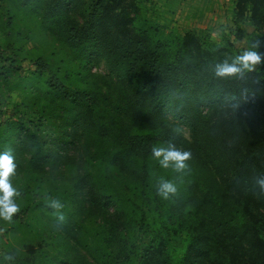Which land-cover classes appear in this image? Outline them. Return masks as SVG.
<instances>
[{"label": "trees", "instance_id": "1", "mask_svg": "<svg viewBox=\"0 0 264 264\" xmlns=\"http://www.w3.org/2000/svg\"><path fill=\"white\" fill-rule=\"evenodd\" d=\"M16 1L38 13L78 66L52 69L36 59L38 95L63 116V135L50 147L19 139L10 146L16 159L27 147L31 167L68 173L71 212L62 225L54 219L52 232L76 252L85 221L98 214L94 239L107 247L100 264H264V195L255 183L264 175V68L215 75L217 64L256 41L264 52V0L234 2L230 32L245 47L226 36L212 43L194 32L141 29L142 0ZM95 62L104 63L107 81L90 73ZM169 140L192 153L183 176L152 156ZM76 146L74 162L67 152ZM162 176H180L178 197L157 195ZM131 226L146 245L129 241Z\"/></svg>", "mask_w": 264, "mask_h": 264}, {"label": "rangeland", "instance_id": "2", "mask_svg": "<svg viewBox=\"0 0 264 264\" xmlns=\"http://www.w3.org/2000/svg\"><path fill=\"white\" fill-rule=\"evenodd\" d=\"M235 0H142L140 12L135 18L137 26L158 35L169 32L182 36L188 32L206 37L218 43L223 36L235 42L230 28ZM37 12L25 10L16 0H0V152L19 139L23 144L35 140L45 147L58 142L63 135L64 118L56 107L40 97L41 79L36 77L34 63L42 59L50 68L60 67L76 71L78 66L72 54L56 38L42 27ZM235 44L245 47L244 42ZM14 61L13 68L10 62ZM90 73L101 78L107 76L103 62H95ZM103 82L107 79H102ZM15 160L17 176L13 183L21 191L18 199L20 213L10 225L0 221L7 231L0 236V264H5L3 255L14 254L15 264H100L105 244L95 241V233H102L103 226L98 214L85 221L86 233L81 238L78 251L73 252L58 235L52 232L55 217L46 207L47 198H57L65 204L64 214L71 212L68 202V173L60 167L50 170L29 166L27 147ZM75 162L79 158L78 146L67 152ZM65 178V179H64ZM129 241L139 246L146 245L144 234L131 226ZM174 246H179V237L171 236ZM120 239L117 236L116 242ZM128 238H126L127 240ZM121 249L116 246L113 251ZM128 264V262H126ZM135 264V263H133Z\"/></svg>", "mask_w": 264, "mask_h": 264}, {"label": "clouds", "instance_id": "3", "mask_svg": "<svg viewBox=\"0 0 264 264\" xmlns=\"http://www.w3.org/2000/svg\"><path fill=\"white\" fill-rule=\"evenodd\" d=\"M260 41H256L251 48L242 51L231 63L225 60L215 67V75L219 78L238 77L243 78L245 73L256 72L264 68V52H261ZM175 132L179 133L181 129L176 127ZM152 156L158 162L161 169L171 170L174 174L183 176L190 172L189 161L192 159V153L188 150L178 148L171 140L166 144L154 145L151 149ZM14 150L7 147L0 152V221L5 225H10L20 213V204L17 202L21 197V191L14 185L13 180L17 176V164L15 162ZM180 176L175 179L160 177L156 185V192L163 200H171L179 196V188L176 182ZM255 183L259 188V195H264V175L257 174ZM46 207L52 210V215L57 223L62 225L66 221L64 214V204L60 199L47 198ZM6 227H0V236L6 233ZM5 264H15L14 254L5 253L3 255Z\"/></svg>", "mask_w": 264, "mask_h": 264}]
</instances>
